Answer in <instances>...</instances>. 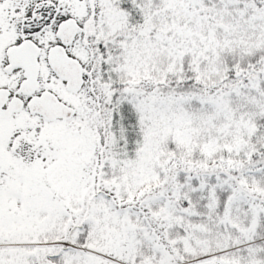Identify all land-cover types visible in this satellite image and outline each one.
Instances as JSON below:
<instances>
[{"label": "snow or ice", "instance_id": "obj_1", "mask_svg": "<svg viewBox=\"0 0 264 264\" xmlns=\"http://www.w3.org/2000/svg\"><path fill=\"white\" fill-rule=\"evenodd\" d=\"M0 264H264V0H0Z\"/></svg>", "mask_w": 264, "mask_h": 264}]
</instances>
